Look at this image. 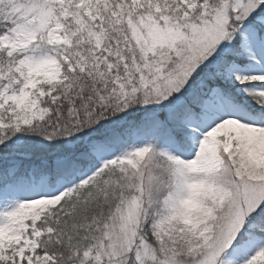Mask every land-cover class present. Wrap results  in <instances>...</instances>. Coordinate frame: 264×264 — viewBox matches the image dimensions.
<instances>
[{
	"label": "snow or ice",
	"instance_id": "6c2138e0",
	"mask_svg": "<svg viewBox=\"0 0 264 264\" xmlns=\"http://www.w3.org/2000/svg\"><path fill=\"white\" fill-rule=\"evenodd\" d=\"M0 264H264V0H0Z\"/></svg>",
	"mask_w": 264,
	"mask_h": 264
}]
</instances>
